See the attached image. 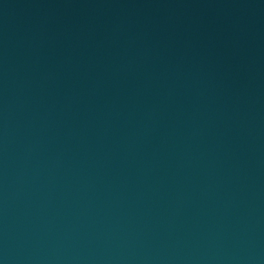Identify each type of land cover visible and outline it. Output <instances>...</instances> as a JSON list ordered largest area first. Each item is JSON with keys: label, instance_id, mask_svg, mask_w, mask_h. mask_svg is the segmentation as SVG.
I'll return each mask as SVG.
<instances>
[{"label": "water", "instance_id": "obj_1", "mask_svg": "<svg viewBox=\"0 0 264 264\" xmlns=\"http://www.w3.org/2000/svg\"><path fill=\"white\" fill-rule=\"evenodd\" d=\"M0 264H264V0H0Z\"/></svg>", "mask_w": 264, "mask_h": 264}]
</instances>
